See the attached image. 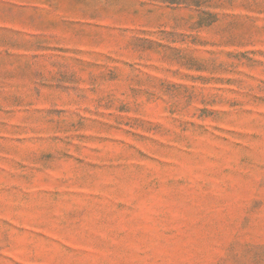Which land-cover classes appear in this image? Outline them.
<instances>
[{
  "label": "rangeland",
  "instance_id": "rangeland-1",
  "mask_svg": "<svg viewBox=\"0 0 264 264\" xmlns=\"http://www.w3.org/2000/svg\"><path fill=\"white\" fill-rule=\"evenodd\" d=\"M0 264H264V0H0Z\"/></svg>",
  "mask_w": 264,
  "mask_h": 264
}]
</instances>
